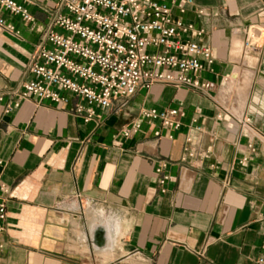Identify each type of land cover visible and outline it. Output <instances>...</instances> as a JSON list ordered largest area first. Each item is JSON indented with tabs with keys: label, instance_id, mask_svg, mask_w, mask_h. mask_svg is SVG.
<instances>
[{
	"label": "crops",
	"instance_id": "obj_1",
	"mask_svg": "<svg viewBox=\"0 0 264 264\" xmlns=\"http://www.w3.org/2000/svg\"><path fill=\"white\" fill-rule=\"evenodd\" d=\"M28 1L34 20L3 12L14 31L0 29V160L9 191L0 264H256L264 245V41L249 49L244 42L246 30L264 29V0L172 9L194 27L185 39L211 47L213 70L201 80L214 86L154 85L124 106L94 107L87 122L75 107L88 106L71 96L5 110L29 79L52 5ZM238 44L246 51L237 56ZM149 107L180 109L178 130L153 121L124 137L121 128Z\"/></svg>",
	"mask_w": 264,
	"mask_h": 264
},
{
	"label": "built area",
	"instance_id": "obj_2",
	"mask_svg": "<svg viewBox=\"0 0 264 264\" xmlns=\"http://www.w3.org/2000/svg\"><path fill=\"white\" fill-rule=\"evenodd\" d=\"M49 1L47 22L27 67L29 79L12 93L15 99L7 104V112L23 100L37 105L63 104L71 96L88 106L77 103L75 107L76 114L84 113L87 122L95 113L94 107L106 110L114 102L124 106L135 94L154 85L201 92L214 86L201 80L202 74L213 70L211 47L184 38L194 27L180 15L194 0ZM28 2L0 0V29L14 31L3 12L31 23L34 18ZM174 8L180 15L172 13ZM246 32L244 47L257 46L250 44ZM260 35L255 36V42L260 41ZM183 116L180 109L143 108L135 121L121 128V134L130 137L143 123L153 121L178 130ZM5 165L0 160V236L7 224L9 191L1 177ZM164 181L162 178L160 184ZM2 247L0 241V252ZM256 264H264V245Z\"/></svg>",
	"mask_w": 264,
	"mask_h": 264
},
{
	"label": "bare ground",
	"instance_id": "obj_3",
	"mask_svg": "<svg viewBox=\"0 0 264 264\" xmlns=\"http://www.w3.org/2000/svg\"><path fill=\"white\" fill-rule=\"evenodd\" d=\"M256 29V30H255ZM253 28L252 30H250L249 32H248V36H247V38L249 39V42H250V44H252V43H254L255 42V36H257V35H259V33H261L262 32V28ZM262 41V40H261ZM237 48H236V50H235V54L237 53V56H238V54H239V52L241 51V55H242V52H243V50L244 51H246L244 48H243V50H242V46L241 45H237L236 46ZM250 48V47H249ZM249 48H247V49H249ZM256 50V49H255ZM242 57V56H241ZM247 76V75H246ZM243 82H245L246 84V88L247 89H249L248 87H249V82H248V79H244V81ZM248 84V85H247ZM244 88V87H243ZM247 89H242L241 91H239L238 92V97H240V98H242V100H245L246 99V94H247ZM231 92V91H230Z\"/></svg>",
	"mask_w": 264,
	"mask_h": 264
},
{
	"label": "rangeland",
	"instance_id": "obj_4",
	"mask_svg": "<svg viewBox=\"0 0 264 264\" xmlns=\"http://www.w3.org/2000/svg\"><path fill=\"white\" fill-rule=\"evenodd\" d=\"M261 35H260V41L258 42V41H256V42H254V44H256V45H258V46H262V44H263V41H264V39H263V36H264V29H262V32L260 33ZM262 40V41H261Z\"/></svg>",
	"mask_w": 264,
	"mask_h": 264
},
{
	"label": "water",
	"instance_id": "obj_5",
	"mask_svg": "<svg viewBox=\"0 0 264 264\" xmlns=\"http://www.w3.org/2000/svg\"><path fill=\"white\" fill-rule=\"evenodd\" d=\"M98 237H99V233H98V234H96V239H98Z\"/></svg>",
	"mask_w": 264,
	"mask_h": 264
}]
</instances>
